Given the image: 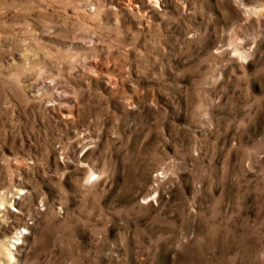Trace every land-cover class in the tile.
Returning <instances> with one entry per match:
<instances>
[{"label":"rangeland","instance_id":"374dc122","mask_svg":"<svg viewBox=\"0 0 264 264\" xmlns=\"http://www.w3.org/2000/svg\"><path fill=\"white\" fill-rule=\"evenodd\" d=\"M0 264H264V0H0Z\"/></svg>","mask_w":264,"mask_h":264}]
</instances>
